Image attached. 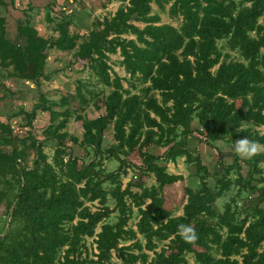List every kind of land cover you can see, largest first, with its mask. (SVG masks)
<instances>
[{
    "label": "trees",
    "instance_id": "trees-1",
    "mask_svg": "<svg viewBox=\"0 0 264 264\" xmlns=\"http://www.w3.org/2000/svg\"><path fill=\"white\" fill-rule=\"evenodd\" d=\"M121 1L112 16L95 20L82 38L71 36L68 23L61 19L57 37L44 39L25 16L16 27L23 47L8 42L5 19L0 18V68L11 69L13 77L39 84L45 51L54 48L89 62L98 83L110 88L102 98L104 114L91 121L75 118L82 125L81 140L64 131L71 116L66 97L58 103L65 108L61 113L51 110L44 96L30 113L20 111L27 127L37 111L51 114L53 120L42 134L56 147L48 163L43 142L29 132L34 152L29 168L21 165L18 151L7 153L0 147V203L16 189L6 206L8 228L0 233V264H112L113 258L121 264H264V134L256 131L264 127V0ZM152 5L160 11L167 7L168 16L179 20V26L162 24ZM27 11H32L31 3ZM218 42L224 43L218 47ZM224 49L242 61L231 60ZM117 54L127 78L110 64V56ZM33 58L40 66L30 75L28 61ZM137 86L139 93L131 94ZM84 92L98 96L78 84L76 97L83 105L88 103ZM194 116L205 122L206 148L216 150L215 142L246 136L262 151L244 161L233 154L231 164L225 165L216 150L220 177L209 189L207 168L188 151ZM111 122L114 144L102 150ZM0 133L10 137V126L0 122ZM66 139L80 145L84 156H72L63 145ZM146 147L163 153H146ZM133 151L143 164V175H152L155 186H137L139 191L133 192L129 181L122 188L121 176L128 168L122 158ZM90 152L94 157L85 163L82 159ZM107 158L120 163L116 172L102 168ZM181 158L194 164L199 188L184 189L182 213L173 217L164 207L163 189L183 177L169 174L158 162L174 164ZM242 163L247 169L244 176ZM230 173L235 179L229 178ZM105 183L110 188H104ZM232 187L237 188L235 197L217 212L215 202ZM248 190L257 194L258 205L240 209L237 200ZM109 197L112 209L107 207ZM94 204L97 208L92 210ZM134 211L138 218L132 229ZM113 213L116 222H106ZM180 223L193 227L195 242L180 239L176 232ZM87 239H92L93 249L86 246Z\"/></svg>",
    "mask_w": 264,
    "mask_h": 264
},
{
    "label": "rangeland",
    "instance_id": "rangeland-1",
    "mask_svg": "<svg viewBox=\"0 0 264 264\" xmlns=\"http://www.w3.org/2000/svg\"><path fill=\"white\" fill-rule=\"evenodd\" d=\"M3 5H0V18L5 19L6 38L9 43L16 47H23L24 41L17 35L16 27L22 25L27 16L29 25L35 28L44 39H51L57 37L56 25L64 19L68 23V31L71 36L84 37L94 27L95 20H102L112 16L117 8L122 4L121 0H14L11 4L9 0H0ZM31 3L32 11H27V4ZM126 3V2H125ZM26 12L27 15H24ZM152 12L159 15L162 24H170L173 27H178L179 20H172L167 14V7L165 11L158 10L152 5ZM261 21V20H259ZM140 27L142 25L138 24ZM131 38V37H128ZM224 42H218V47L222 46ZM223 54H228L233 61H242L237 53L230 52L228 49L222 51ZM46 61L43 67L42 76L39 78V84L33 81L21 80L12 76L11 69L0 68V122L8 124L11 128V136H6L0 133V147L4 152H10L15 149L20 154L21 165L29 168L34 157V152L28 144L27 135L29 132L39 141L43 142V150L47 156V162L51 163L53 151L56 143L53 141L43 140V130L52 122L53 117L48 112L37 111L35 119L31 122V127H27V119L25 115L20 114V111L30 113L32 107L39 101L40 96H44L51 105V110L62 112L65 108L59 107L58 103L61 97L68 99V106L66 107L71 112L64 131L69 136L76 137L81 140L82 125L81 122L75 119L80 116L87 121H91L98 116L104 114V105L102 98L108 94L110 88L102 86L93 76L90 70L89 62H82L73 57V52H60L54 48L45 51ZM121 58L119 55L110 56V64L113 71L120 77H125L124 71L119 67L118 63ZM28 74L32 75L39 71L40 61L37 58L28 61ZM82 83L84 89L97 94V97L84 92L87 98V104H80L76 97V87ZM125 89L128 85L123 83ZM85 91V90H84ZM83 92V91H82ZM131 94L139 93V86L135 89H130ZM94 105H98L96 109ZM238 104V103H237ZM245 126L254 127L251 124ZM112 122L104 131L101 149H106L114 144ZM192 136L188 139V151L200 157L202 165L207 168L209 174L206 180L207 187L213 189L215 187V180L220 177L218 175L217 160L219 151L223 157V163L230 165L232 156L235 154L232 151V143L226 140L213 143L215 149L206 148L203 145L205 135V122L199 116H194L191 123ZM260 134H264V127L256 128ZM25 144V145H24ZM67 150L72 156H84V150L80 145L71 143L68 139L63 142ZM146 153L161 156L163 149L156 147H146ZM262 151L260 147L259 152ZM93 154L84 157L82 161L85 163L93 159ZM122 158V157H121ZM241 161L246 160L241 158ZM127 163L126 175L121 176L122 188L131 181L133 192H138L137 186L142 188H149L155 186V181L152 175H143V164L136 151L132 152L129 157L122 158ZM160 165L166 166L167 172L173 175H181L183 180L163 189L164 207L173 217L179 216L182 213V207L186 202L184 189L190 188L197 190L199 188L198 180L195 176L194 164H186L184 159H177L176 162L169 163L165 160L158 162ZM120 163L115 159L107 158L102 162V168L106 173L116 172ZM241 174L244 176L247 172L245 165L241 164ZM223 175V174H221ZM264 176V175H263ZM235 174L230 173L229 178L235 179ZM104 188H110L108 183L104 184ZM237 192L236 187H232L221 199L215 202V209L221 213L223 207L232 197H235ZM16 193V189H12L8 193L7 199L0 203V233L8 228V215L6 206ZM258 205L257 194L254 191L248 190L241 193L237 200V206L240 209L247 207H254ZM107 207L112 209L114 201L109 197ZM92 210L97 208L94 204ZM137 214L134 211L129 226L134 228L137 221ZM117 219V213L111 214L108 223H114ZM98 232V230L96 231ZM139 238V237H138ZM140 239V238H139ZM92 239L86 240V246L92 248ZM142 243L143 240L141 239ZM161 244H158V249ZM264 247V243H263ZM157 249V250H158ZM198 251H203L197 249ZM214 254L212 251H208ZM188 261L192 262V256H188ZM112 264H121L116 258L112 259Z\"/></svg>",
    "mask_w": 264,
    "mask_h": 264
},
{
    "label": "clouds",
    "instance_id": "clouds-1",
    "mask_svg": "<svg viewBox=\"0 0 264 264\" xmlns=\"http://www.w3.org/2000/svg\"><path fill=\"white\" fill-rule=\"evenodd\" d=\"M232 151L241 158L250 159L260 150V145L246 136L232 143ZM177 235L185 242H195L197 234L189 224L180 223L176 226Z\"/></svg>",
    "mask_w": 264,
    "mask_h": 264
}]
</instances>
